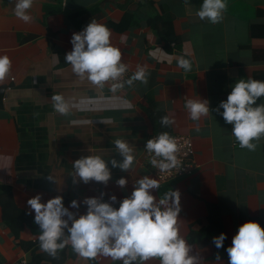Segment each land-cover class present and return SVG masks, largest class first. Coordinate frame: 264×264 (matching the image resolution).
Wrapping results in <instances>:
<instances>
[{
	"label": "crops",
	"instance_id": "0c3cea01",
	"mask_svg": "<svg viewBox=\"0 0 264 264\" xmlns=\"http://www.w3.org/2000/svg\"><path fill=\"white\" fill-rule=\"evenodd\" d=\"M15 2L0 0V56L11 61L0 82V264H14L22 256L32 264L39 245L29 225L18 229L11 222L13 213L2 206L7 199L26 222L25 217L34 221L35 215L28 199L40 194L44 203L60 195L75 219L86 214L89 198L118 208L131 197L137 180L145 175L156 179L145 145L157 132L146 110L174 120L169 134L191 138L196 163L191 175L159 182L160 188L150 193L158 203L165 192L179 191V234L197 264H229L226 249L238 227L254 221L264 229V136L252 141L255 151L239 147L232 125L213 109L226 100L236 80L264 81V0H227L218 24L196 15L203 0H100L76 10H67L64 0H33L29 23L15 16ZM154 19L153 26L149 22ZM92 20L110 30V43L121 51V63L132 75L131 86L112 92L106 82L100 89L65 62L73 33ZM180 56L192 62L191 71L177 66ZM138 66L146 68L147 84L134 79ZM54 94L68 104L67 115L54 110ZM188 99L208 100L209 115L193 121L185 107ZM117 139L133 149L128 170L112 166V160L123 162ZM89 155L105 161L107 182L85 183L76 175L73 162ZM121 178L127 181L123 187ZM3 190L8 196L1 195ZM73 200L77 208L70 206ZM71 224L68 220V228ZM210 228L215 232L206 231ZM220 233L226 239L217 261L213 237ZM64 248L61 264H123L101 254L81 258L70 243Z\"/></svg>",
	"mask_w": 264,
	"mask_h": 264
},
{
	"label": "clouds",
	"instance_id": "9594fccd",
	"mask_svg": "<svg viewBox=\"0 0 264 264\" xmlns=\"http://www.w3.org/2000/svg\"><path fill=\"white\" fill-rule=\"evenodd\" d=\"M33 0H16L14 14L17 18L29 23L32 17L28 10ZM227 10V0H203L196 15L200 20L211 24L221 23ZM110 30L103 24L92 20L79 33H73L70 43L72 51L65 55V62L70 64L73 73L81 79L87 78L93 85L103 89L106 82L118 81L128 67L121 63V51L110 43ZM177 66L185 72L192 70V62L180 56ZM11 61L7 56H0V82L9 73ZM133 77L142 84H147L148 73L144 66H138ZM127 84H133V78L123 83H112L110 91L116 92ZM264 97V81L256 79H238L232 85L226 100L219 103L213 111L222 115L227 124L232 125V134L241 148L255 151L257 145L252 143L264 136V104L257 105V100ZM53 108L62 115L68 114V104L60 94L51 97ZM208 100L188 99L185 107L193 121L209 115ZM223 109L222 112H219ZM162 127L174 123L168 116L160 119ZM115 148L123 156V162L112 160L113 167L122 171L133 166V149L124 140L114 141ZM147 152L153 154L151 164L160 173L169 172L179 167L176 153L179 151L177 140L168 132H162L147 140ZM156 158H161L159 161ZM76 175L87 183L90 179L107 182L109 170L105 161L98 155H89L73 162ZM127 183L121 178L118 184ZM158 179L147 175L136 181L131 197L122 199L118 208L109 203H99L95 198L85 201L87 212L73 219V214L63 205L60 195L41 203L37 194L27 200L34 211V222L39 225L38 236L41 251L56 258L58 250L71 244L73 251L84 259H94L98 254L122 260L123 264L132 261H148L158 258L160 264H197V258L189 256L190 245L179 234L178 213L180 212L179 191L169 190L159 198L150 193V189H159ZM115 200V197L111 198ZM171 200V205L169 201ZM72 208H77L75 200ZM67 216V220L62 219ZM68 220L72 221L68 228ZM68 228L67 239H62L63 230ZM226 239L224 233L213 237L217 249L223 247ZM58 241H60L58 243ZM229 264H264V229L254 221H248L238 227L232 238V244L226 249ZM215 260H220L217 253Z\"/></svg>",
	"mask_w": 264,
	"mask_h": 264
},
{
	"label": "trees",
	"instance_id": "16d2710c",
	"mask_svg": "<svg viewBox=\"0 0 264 264\" xmlns=\"http://www.w3.org/2000/svg\"><path fill=\"white\" fill-rule=\"evenodd\" d=\"M156 22V19L150 21L149 23L151 25L154 26ZM165 39L167 40V38L165 37ZM146 114L148 116V118L151 120V122L154 125V129L157 132L155 135H159L162 132H169V126L167 127H162L161 123H160V119L161 117L165 116L163 113L160 112H152L149 110H146ZM3 196L7 195L8 196V190H3V193L1 194ZM10 202V198L6 200V202L4 204H2L3 209H7L9 211V213H13V217H11V222L14 223V225L18 226V229L21 228V226L23 224H27L31 227L32 232H34L37 235H40V229H39V225L35 224V222L33 221L32 218L29 217H25L26 222L24 221V215L20 212L19 209H17V207L11 205ZM32 221V223H30ZM207 232L209 231H214L213 228H210L208 230H206ZM205 233V232H204ZM60 241H58L59 243ZM223 248V247H222ZM222 248L217 249L216 251L217 253H219V251L222 250ZM65 248L62 250H58L57 252V256L56 258H53L51 256H49L47 253L41 251L40 249V244L38 246L35 247L34 251L32 252V258H31V263L32 264H61L65 257H66V252H65Z\"/></svg>",
	"mask_w": 264,
	"mask_h": 264
},
{
	"label": "built area",
	"instance_id": "2783aa9c",
	"mask_svg": "<svg viewBox=\"0 0 264 264\" xmlns=\"http://www.w3.org/2000/svg\"><path fill=\"white\" fill-rule=\"evenodd\" d=\"M129 78H132V75H130L129 72L127 71L118 81H109V83L110 84L123 83ZM12 80L13 79H11V81ZM169 135L174 137L178 143L179 151L176 153L177 159L179 161L178 168L171 169L169 172L166 173H160L159 169L154 168L151 164V159L153 157V154L146 151L148 164L151 167L153 175L156 177V179H158L159 182H166L177 177L189 176L196 168V163L194 160L195 152L191 138L187 135H181V134H169ZM154 136H158V135H152L150 136L149 139L153 138ZM156 159L159 161L161 158H156ZM14 264H29V262L25 256H22Z\"/></svg>",
	"mask_w": 264,
	"mask_h": 264
},
{
	"label": "water",
	"instance_id": "95a60500",
	"mask_svg": "<svg viewBox=\"0 0 264 264\" xmlns=\"http://www.w3.org/2000/svg\"><path fill=\"white\" fill-rule=\"evenodd\" d=\"M100 0H64V7L67 10H76V9H84L88 8Z\"/></svg>",
	"mask_w": 264,
	"mask_h": 264
}]
</instances>
